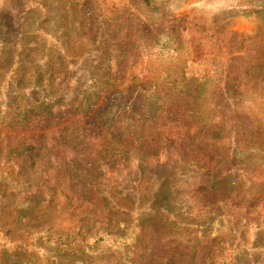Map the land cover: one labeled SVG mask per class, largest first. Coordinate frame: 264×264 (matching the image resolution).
<instances>
[{"label": "rangeland", "instance_id": "374dc122", "mask_svg": "<svg viewBox=\"0 0 264 264\" xmlns=\"http://www.w3.org/2000/svg\"><path fill=\"white\" fill-rule=\"evenodd\" d=\"M150 1L151 7L131 0H98V3L102 11L101 18L109 20L112 16H117L119 21L127 20L122 42L124 53L118 70L121 78L119 89L129 95L133 92L132 87L138 84L137 81H143L146 89L159 94L162 104L168 102L174 106L170 115H162L161 124L166 126L165 131L170 134L171 145L140 164L127 162L107 172H157L162 177L178 172L187 176V172H205L204 168L197 169V166L193 165L202 159V164H208L207 172H210L211 178L216 175L223 181L228 178L235 183L236 192L240 193V197L245 198L250 190L264 185V169L260 161L264 160V118L258 121L253 115L247 114L249 109L242 110L248 107V104L244 103L239 108L235 103L242 102L246 93H252L254 100L256 98V105L253 107L264 109V97L256 96L261 88L260 81L264 79L247 78L254 66H262L264 60L262 0ZM75 9L71 0H0L2 23L10 22L9 25L3 23L1 30L8 28L7 26L11 27V30H6L12 32V45L14 34L21 33L22 42L17 46L23 62L20 75L24 71L28 72L25 75L27 80L36 65L41 67L46 63L48 48L54 43L48 38L44 46L40 38L35 39L40 27L46 25L47 31L53 36H56V32L59 33L66 57L60 60L64 68L60 79L63 83L60 93L56 96L60 99L55 100L52 111L57 113L59 108H68V113L60 118H50L48 124L39 121L18 124L6 129L4 136L5 143L11 148L20 145L34 147L41 189L63 191L71 198L77 211L88 208L97 218L103 219L102 206L95 194L87 190V177L82 176L92 167L93 155L88 156V153L93 146H87L88 150H85L86 141L79 143L78 147L75 145L76 138L82 140L83 136H92L90 126L75 117L69 109L72 99L85 86L81 77L85 68L83 64L93 57V52H90L91 45H85L86 40L82 35V28L87 29V23H84L85 18L78 16ZM81 36L83 46L79 45ZM33 41L38 46L30 45L26 48V45ZM8 58L6 54L0 53L1 112L6 100H9L4 99L8 97L7 91L10 90L4 86ZM180 69L183 70L184 79L188 81L189 89H185L186 92H169L162 89L167 73L174 74ZM263 75L264 73L261 74ZM23 95L29 101L40 97L32 95L28 89ZM198 96L206 111V126L188 119ZM13 97L12 93L10 98ZM15 100L19 101L17 98ZM139 103H142L141 99ZM218 125L222 127L219 130L222 143L215 146H221L220 149H209L202 143L205 150H199L201 140L210 142L211 131L207 130L208 127ZM145 129L146 134L150 132L147 131L149 128ZM153 146L147 141L142 151L149 154ZM252 149L255 151H251L250 160L234 165L230 163L233 150L241 153ZM220 151L222 154L217 157ZM223 156L225 158L221 159ZM183 174L179 184L186 188L196 185L194 191L201 200L210 204L219 203L223 213L221 218L215 220L210 231L212 238H218L217 243L198 246L192 253L194 264H204L211 256L214 264H232L228 262V255L233 251L222 252L219 245L228 239L239 242L242 236L253 240L255 211L246 213L243 208L234 207L235 203L224 201L223 194L210 189L206 180L183 177ZM260 197L261 195L256 196L255 202L259 201ZM259 205L262 207H258L256 212L261 211L262 216V201ZM2 224L0 223V242L10 236ZM122 228L123 225L119 223L115 231ZM144 246L147 252L142 255L141 264H187L191 255V251L164 225L154 224L147 229ZM105 247L99 244L86 245L73 252L59 249L55 251L54 262L117 264L114 261L112 263ZM248 253L253 262L252 253ZM253 263L264 264V256H257ZM0 264H13V259L10 260L2 250ZM18 264L48 263L46 259H41L38 254L33 253L20 256Z\"/></svg>", "mask_w": 264, "mask_h": 264}, {"label": "trees", "instance_id": "16d2710c", "mask_svg": "<svg viewBox=\"0 0 264 264\" xmlns=\"http://www.w3.org/2000/svg\"><path fill=\"white\" fill-rule=\"evenodd\" d=\"M131 1H139L151 7L150 0ZM71 3L74 4L78 16L85 18L84 23L88 27L82 28V35L86 40L85 45H91L90 52H93V57L83 64L85 68L81 77L85 86L72 99L69 109L75 117L90 126L92 136H83L82 140L75 137V145L78 147L79 143L86 141L85 150H88L87 146H93L88 153V156L93 155L92 167L82 176L87 177L85 187L95 194L102 206L103 219L97 218L88 208L77 211L71 198L63 191L40 188V174L36 169L33 146L20 145L11 148L5 143L4 133L10 127L30 124L33 121L48 124L50 118H60L68 113V108H59L57 113L52 111L55 100L60 99L56 97L63 83L60 79L64 68L60 60L66 57V53L59 33L56 32V36L50 35L47 26L43 24L35 39L40 38L44 46L48 38L54 43L48 48L46 63L41 67L36 65L27 80L25 75L28 72L24 71L20 75L23 62L17 46L22 42L21 33L14 34L12 45L11 27H5L10 29L8 31L0 28V53L9 56L4 86L10 89L7 91L8 97L4 98L9 100H6L4 110L0 111V223H3L1 226L6 227L10 236L0 242V250L10 260L13 259V264L19 263L20 256L33 253L46 259L48 264H57L54 262V255L59 249L73 252L86 245L99 244L106 246L112 263L141 264V257L147 252L144 246L147 229L157 224L166 226L191 251L187 264H194L192 253L198 246L217 243L218 238H212L210 231L215 220L223 216L219 203L203 202L194 191L196 185L186 188L179 184L183 173L176 172L162 177L157 172H107L127 162L140 164L141 161L170 148V134L166 133V126L161 124L162 115H170L174 106L168 102L162 104L159 94L146 89L143 81H137L138 84L132 87L133 92L129 95L119 89L121 78L118 70L124 53L122 42L127 20L119 21L117 16H112L109 20L101 18L102 11L98 0H71ZM261 12L264 13V0ZM3 23L0 15V27ZM9 23L7 21L4 24ZM83 36L79 38L81 46ZM30 45L38 46L33 41L26 48ZM263 73L264 60L262 66H254L247 78L264 79V75L261 76ZM165 79L162 83L164 90L182 92L189 89L181 69L174 74L167 73ZM260 82L261 88L256 96L264 97V80ZM26 89L34 96L43 95L42 99L39 97L29 101L23 95ZM12 93L14 97L10 98ZM199 97H196L188 119L206 126L208 119ZM16 98L20 102H16ZM140 99L142 103H139ZM255 101L252 93H246L245 99L235 105L240 108V105L248 104L242 110L249 109L247 114L261 121L264 118V109L253 107L256 105ZM145 128H149L147 131L150 132L146 134ZM221 128L220 125L208 127L207 130L211 131L210 142L201 140L198 149L205 150L204 145L209 149H220L221 146L215 145L222 143L219 138ZM147 141L154 145L149 154L142 151ZM251 151L255 150H244L241 153L233 150L230 163L234 165L250 160ZM221 154L220 151L217 157ZM244 155L246 156L243 157ZM224 158L225 156L221 159ZM201 161L204 160L196 161L193 165L197 169L204 168L205 172H187V176L183 174V177L206 180L210 189L225 196L224 201L235 203L234 207L243 208L246 213L255 211L253 240L242 236L239 242L228 239L219 245L222 252L233 251L228 255L229 263L254 264L257 256H264V213L260 216L261 211L256 212L258 207H262L259 205L261 201L264 205V185L250 190L245 198H241L233 181L228 178L223 181L217 175L211 178L210 172H207V162L203 165ZM260 161L264 169V160ZM260 195L259 201L255 202V197ZM50 216L53 218L50 219ZM260 219L262 222H259ZM39 220L45 222L38 223ZM119 223L123 228L115 231ZM33 231L34 234L29 235ZM22 236L27 237L23 239ZM248 251L254 257L253 262L249 259ZM204 264H214L213 257H209Z\"/></svg>", "mask_w": 264, "mask_h": 264}]
</instances>
